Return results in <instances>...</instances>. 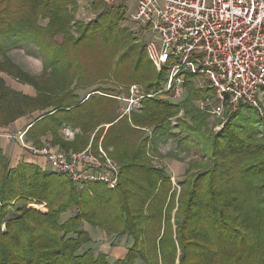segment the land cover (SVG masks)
I'll return each mask as SVG.
<instances>
[{"label":"trees","instance_id":"16d2710c","mask_svg":"<svg viewBox=\"0 0 264 264\" xmlns=\"http://www.w3.org/2000/svg\"><path fill=\"white\" fill-rule=\"evenodd\" d=\"M125 2L104 5L102 0H90L98 12L84 22L76 17L77 0H0V127L25 115L30 104L42 103L45 95L29 98L3 80L7 53L12 49L40 57L41 79L55 76V85L49 84L45 97L47 103L41 105L47 111L24 128L26 141L41 145L43 137L52 134L54 144L67 150L75 144L70 146L60 138L65 125L96 126L102 107L100 100L92 102L95 95L77 103L69 101L79 96L75 82L83 79L84 68L90 65L87 60L89 65L76 61L79 52L84 51L90 61L96 58L97 64L113 61L121 68L129 63L133 66L130 79L137 70L143 72L148 63L153 64L144 46L138 47L142 50L135 59L132 55L135 47L128 43L135 37L121 26ZM117 48L121 49L118 56ZM169 66L145 86V94L171 96V91L159 92ZM12 76L19 80L17 74ZM193 78L187 75L179 104L145 97L140 105L152 111L182 110L181 118L168 114L176 117L174 126L157 122L152 134L175 139L178 150L199 154L198 160L187 161L184 175L188 178L177 181L180 191L186 186V194H179L174 213L176 192L168 197L165 188L161 193L163 184L170 185L172 178L164 167L150 164L142 143L131 157L122 156L125 160L117 186L109 189L100 181L92 182L91 193L79 189L63 173L24 161L11 167L0 146V264H264V112L242 104L210 138L205 133L210 115L197 101L213 92L208 86L191 87L187 80ZM28 80L39 87L33 76ZM59 87L62 94L56 96ZM22 98L30 104L22 103ZM105 98L111 99L109 95ZM110 105L114 108L113 102ZM114 120L109 118V122ZM207 139L208 144L199 150L198 140ZM31 202L44 203L47 212L30 206L18 208L19 203ZM73 207L75 211L62 220ZM10 211L14 215L9 216ZM83 221L107 237L113 235L111 246L122 237L132 239L126 255L109 263L107 253L95 256L90 248L84 249L92 239L80 228Z\"/></svg>","mask_w":264,"mask_h":264},{"label":"built area","instance_id":"2783aa9c","mask_svg":"<svg viewBox=\"0 0 264 264\" xmlns=\"http://www.w3.org/2000/svg\"><path fill=\"white\" fill-rule=\"evenodd\" d=\"M123 1L127 0H102L104 5ZM134 4L129 21L154 33L145 45L149 60L158 70L170 64L160 93L171 91L173 99L181 100L183 83L191 74L212 89V94L197 101L209 115L225 118L242 104L262 113L264 0H135ZM62 129L66 135L78 133L69 125ZM25 130L18 134L21 141ZM27 147L80 188L100 181L111 189L119 183L118 167L101 148L97 152L105 159L90 147L80 153Z\"/></svg>","mask_w":264,"mask_h":264},{"label":"rangeland","instance_id":"374dc122","mask_svg":"<svg viewBox=\"0 0 264 264\" xmlns=\"http://www.w3.org/2000/svg\"><path fill=\"white\" fill-rule=\"evenodd\" d=\"M88 1L89 0H78L80 9L76 15L84 22L90 21V19L94 17L98 12L92 9L91 5L87 3ZM127 7L128 6L126 5V7L124 8L125 14L124 19L121 21V26L126 27L130 32L133 33V36L135 37L128 43V46H131L133 48L135 47V50H133L132 52V55L135 59L138 56L137 53L141 52L142 50L138 47H145L146 42L150 41V39L154 37V33H152L151 31L145 32L144 28L139 23L129 21L127 15L129 12H132V9H128ZM58 39H60V37ZM118 49L119 48H117L116 51ZM120 50L117 51V56L120 54ZM83 52L84 51L79 52L76 61L81 64H83L82 62L84 61L85 65H90L87 68H84L85 70L82 77L83 79L75 82L77 85L79 84L75 91V93H79V96L76 97V99L69 98V101L77 103L80 99H86L89 95H91V97L95 95L94 97H92V102L95 100L101 101V118L95 119L97 122H100V124H97L96 122V126H94L92 129H89V126H87L86 124H78V127L80 129L75 128L78 130V133H75L72 136L64 134L63 129H61L59 131L60 138L69 143L70 146L75 144L72 146V148L67 150L61 149L57 144H54V140L56 139L54 138V136H52V134L49 135L48 140L43 141L41 145L35 146L29 143L24 138V135L22 138L23 141H21V139H18V134L21 131L16 132L14 130L10 132L7 129L6 132L5 128H8V124H10L11 122L8 123L7 126L0 127V137H4L6 140L12 138L15 139V141L19 142L20 147L28 151V153H30L31 155L33 154L31 153V150L28 149V147L26 148V144H29L32 149L36 150L45 148L49 150H57L56 152L68 153H80L81 151H84L85 149L90 147V151H93V153L96 154L98 158H100L101 156L97 151L101 148V150L105 152L107 158L118 167L119 172L120 166L122 165L121 162L125 160L122 158V156L127 153V155L131 157L136 149L141 146L142 150H146V154L144 155V157H146L147 159L149 157L151 159L150 164H153V166L157 165L162 168L164 167L169 174L171 173L170 178L174 177L175 175V177L171 179L170 185L163 184L161 191L162 193L165 188L168 189V197L171 192L172 194L176 192V195H174V213L177 209L176 205L179 199V194H186V186L182 189V191H180L177 185V181L183 179L186 180L188 178V176L184 175V172L188 166L187 161L198 160L199 154H196V151H181L180 149L178 150L176 148L177 142L175 139H164L162 137H159L158 135L152 134L153 127L157 122H171L170 126H174L177 123V119L175 116L168 117V114H176L178 118H181L182 116H184V112L182 110L178 113H174V109H170L167 112L155 109L152 111V109H148V107H146V109H142L140 105H143L141 99L145 97H156L157 99H164L171 104H179L182 98L180 100L173 99L169 95H166L164 98V96L145 94L147 93V91H145V86L155 81L157 77L156 75L158 73L163 74V72L165 71L162 68L158 70L152 63H148L147 66L142 69L144 70L143 72L141 70H137L136 73L133 72L135 78L130 79L129 76H131L133 66L129 65V63L124 64L121 68L115 65L113 61H107V63L99 62L97 64L96 58H93L92 61H90L89 57L87 59L85 58ZM7 57L8 70L1 74V77L4 81H6L7 85H9L15 91L29 98L35 99L36 97H38L39 93L45 94L42 96V103L35 105V107H32V104H30V102L26 98H22V103L30 104L29 107L25 108L26 114L23 116H25L26 121H31L39 114L47 111L42 109L43 106L41 105H45L47 103V98L45 97L49 92V84L55 85V76H49L48 78H46V80L41 79L40 74L43 71V65L41 63L40 57L27 54L26 51L22 49H12L8 51ZM85 60H87L89 64H87ZM12 74H17L19 80L13 77ZM32 76L33 79L36 80V83L39 85V87H37L36 85L34 86L29 82L28 79H30V77ZM187 81L189 82V84L191 83V87H194V89H202L207 86V83L204 80L197 77L188 79ZM64 85L61 87L63 88ZM99 86L106 88V90H104L103 92L101 90H94L93 92H91L93 89ZM162 87H165V85L163 84ZM186 87L187 86H185V90L188 89ZM62 88H58L60 90L58 93H56V96H61ZM99 94H105L106 96L109 95L111 99L105 98L106 96L103 97ZM194 99L195 101L197 100L196 97ZM130 100L135 102L130 104ZM111 102H113L114 108L111 107ZM260 102L262 112H264V95L261 96ZM110 117L115 118V120L109 122ZM207 118V132L205 133H207L210 138L211 136L216 134L217 131L221 130L225 124V121L228 120L227 117L219 118L211 115ZM102 119L103 122L101 121ZM115 121H118V123L116 124L117 126L115 125L114 129L110 130L109 126L112 125ZM109 130L110 132L108 133L107 131ZM113 140H115V142H112ZM198 142L199 143L197 146L198 148H200L199 150H202L203 146L208 144V139L204 142H200V140H198ZM139 144L141 145L137 148ZM74 147H76L77 149L75 150ZM37 156L44 159V161L46 160L43 156ZM101 158L105 159L104 157ZM47 167L48 168L45 169L47 171H50V167L48 165ZM41 168L44 169L43 167ZM201 184H204V182ZM79 189L85 191V193H91L92 191L90 185H85ZM28 206L41 212H47L45 204L41 202H31L24 205L23 203H19L18 208L23 210ZM73 211H75L74 207L72 210L64 213V215L62 216V220L68 218V216L71 215ZM10 215H14V212L10 211L9 216ZM80 224V228L88 231V234L92 239L91 243L84 245V249L90 248L95 256H97L99 252L109 250V245L113 240V235L107 237L108 235L106 233H103L100 230L97 231L95 228L90 227L89 224L84 221ZM86 226H89V228H86ZM116 244H119L122 247L130 246L132 244V239L122 237L120 240H116ZM113 259V257L109 256L108 262L112 263Z\"/></svg>","mask_w":264,"mask_h":264},{"label":"crops","instance_id":"0c3cea01","mask_svg":"<svg viewBox=\"0 0 264 264\" xmlns=\"http://www.w3.org/2000/svg\"><path fill=\"white\" fill-rule=\"evenodd\" d=\"M134 1L135 0H127L125 2V4L128 6L127 8H131L132 10L134 9ZM78 2V0H77ZM88 4H90V0L87 2ZM103 3V2H102ZM77 10H76V14L78 13L80 6L79 3L77 5ZM77 17V15H76ZM78 18V17H77ZM30 121H26L25 116H21V118H18L16 120H14L13 122H11L10 124H8V131L12 132V131H21L24 128H26L29 125ZM48 136L43 137V141H47L48 140ZM31 143V142H30ZM43 143V142H42ZM0 146L3 149V153L6 155L8 161H9V165L11 167H15L17 164L21 163L22 161L24 162H28V163H32L35 165H38L40 167H43L44 169L48 168L47 167V163L44 161V159H42L41 157H36L31 155L30 153H28V151H26L25 149L21 148L19 145L18 141H15V139H5L4 137L1 138L0 137ZM171 174V173H170ZM171 176V175H170ZM175 177V175H174ZM172 177V178H174ZM89 228V226H86V228ZM97 230V229H96ZM98 231V230H97ZM100 232V231H99ZM120 240V239H119ZM129 246L126 247H122L119 244H114L113 246H111V244L109 245V250L108 251H104L103 253H107L108 254V258L109 256L113 257L114 259H122L125 255H126V251L127 248ZM113 259V260H114Z\"/></svg>","mask_w":264,"mask_h":264}]
</instances>
